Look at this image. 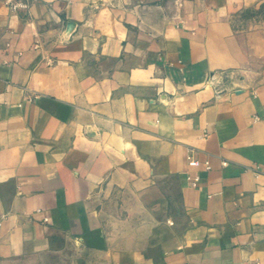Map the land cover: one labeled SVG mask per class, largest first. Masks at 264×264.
I'll return each instance as SVG.
<instances>
[{"label": "crops", "instance_id": "obj_1", "mask_svg": "<svg viewBox=\"0 0 264 264\" xmlns=\"http://www.w3.org/2000/svg\"><path fill=\"white\" fill-rule=\"evenodd\" d=\"M263 13L0 0V264H264Z\"/></svg>", "mask_w": 264, "mask_h": 264}, {"label": "built area", "instance_id": "obj_2", "mask_svg": "<svg viewBox=\"0 0 264 264\" xmlns=\"http://www.w3.org/2000/svg\"><path fill=\"white\" fill-rule=\"evenodd\" d=\"M38 0H3V3L11 10V11H19V10H27L30 9L31 5ZM258 119V118H257ZM189 163L191 166H198L200 161L196 159L194 156L190 155L188 157ZM199 177L196 176L194 178L188 177V181L192 186L197 185V179Z\"/></svg>", "mask_w": 264, "mask_h": 264}, {"label": "rangeland", "instance_id": "obj_3", "mask_svg": "<svg viewBox=\"0 0 264 264\" xmlns=\"http://www.w3.org/2000/svg\"><path fill=\"white\" fill-rule=\"evenodd\" d=\"M264 14V13H263ZM253 22V21H252ZM254 23V22H253Z\"/></svg>", "mask_w": 264, "mask_h": 264}]
</instances>
